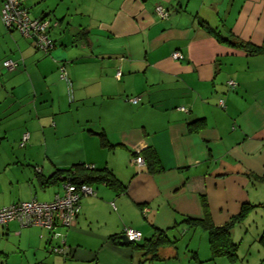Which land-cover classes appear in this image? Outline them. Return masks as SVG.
Wrapping results in <instances>:
<instances>
[{
	"label": "crops",
	"instance_id": "crops-1",
	"mask_svg": "<svg viewBox=\"0 0 264 264\" xmlns=\"http://www.w3.org/2000/svg\"><path fill=\"white\" fill-rule=\"evenodd\" d=\"M21 2L31 17L51 20L54 46L40 51L33 38L0 20V206L45 197L54 185L52 199L66 180L54 177L55 170L80 162L108 167L126 190L89 184L96 195L80 200L66 230L67 257L49 252L40 226L14 220L0 226V264H49L47 252L52 264H76L72 259L84 258L83 250L121 246L108 236L126 226L150 236L155 228L166 233L186 217H201L202 199L217 225L242 203L263 204L234 226L232 238L257 215L247 241L258 245L252 264H264V53L238 44H263L264 0ZM157 5L168 11L166 18ZM174 50L183 58L174 59ZM7 59L14 69L5 66ZM60 63L72 81V100ZM126 96L140 100L133 104ZM100 131L113 146L100 144ZM147 146L161 171L135 163L133 151Z\"/></svg>",
	"mask_w": 264,
	"mask_h": 264
},
{
	"label": "trees",
	"instance_id": "trees-1",
	"mask_svg": "<svg viewBox=\"0 0 264 264\" xmlns=\"http://www.w3.org/2000/svg\"><path fill=\"white\" fill-rule=\"evenodd\" d=\"M21 5H22V2H21ZM0 6H1V4H0ZM32 18H35V17H32ZM39 18H47V17H39ZM53 24L56 25L57 21H55ZM50 27H51V20H50V26L48 29L49 35H50ZM8 28L14 29V28H10V27H8ZM50 37H51V35H50ZM29 38H31V37H29ZM227 39H229V38H227ZM52 40H53V38H52ZM238 44L240 46L245 47V49H247V51H249V52L264 53V42L261 45H256L250 41L239 40ZM34 45H35V42H34ZM53 46H54V40H53ZM35 47H36V45H35ZM38 50H40V49H38ZM40 51H42V50H40ZM48 52H49V50L45 53H48ZM7 60H10V59H7ZM13 63H14V67L10 68V69L15 68L16 64H15V62H13ZM61 65L64 66V68L66 70L64 63H60L58 66L59 76H60V66ZM118 69H120V68H117V70ZM117 70H116V72H117ZM116 72L114 75L115 78H116ZM66 74H67V70H66ZM121 76H122V71H121ZM121 76H120V78H121ZM60 78H61V76H60ZM67 78H69L68 74H67ZM120 78H116V79L119 80ZM61 79L63 81H65V83H66L68 97H70V95L68 93V86L70 84V88L72 91H71V98H69V99L72 100L73 99V86H72L71 79L69 78V81H67V82L65 79H63V78H61ZM230 80H232V79H230ZM228 81H227V84H228ZM228 86L231 88H234L236 86V84L233 87L230 86L229 84H228ZM139 100H140V98H139ZM139 100L136 103H138ZM127 102H129V101H127ZM136 103H133V104H136ZM201 121H202V118L198 119V120L195 119V120L189 121L188 126L190 129H194L195 127H198L200 125ZM25 133H28V132H25ZM96 133L99 136V142L102 146H106V147L113 146V144L110 143L109 140L107 139V137L105 136L104 132L100 131V132H96ZM23 134H22V136H23ZM28 135H29V133H28ZM22 136H21V139L19 142L21 147L25 146L26 142L28 141V139H27L22 143ZM28 138H29V136H28ZM138 153L142 156V158L144 160V164L147 165V169L150 172H159L162 170V166L160 165L157 153L151 146H147L143 149H140ZM138 153L136 151H133L132 155L135 156ZM33 168L35 171H40L38 169L36 170V168H39L38 166H33ZM65 173H66V175H64ZM56 174H57V176H56ZM59 175H60V177L61 176L66 177L65 179L72 181V183L90 184L93 182H97V183H104L105 185L109 186L110 188H112L118 192H124L126 190V185L123 182H121L112 173V171L108 167L97 168L94 165L92 167L91 163L80 162V163L72 164L68 168L56 169L54 172V177L55 176L58 177ZM95 195H96V191H95L94 195H90V196H95ZM52 199H50L49 201H51ZM30 200L40 201V200L35 199V198L28 199V200H18V201H14L8 205L0 206V208L6 207L9 205H18L22 202L30 201ZM41 202H45V201H41ZM202 203H203L205 210H204V214L201 217H186L182 221L178 222L177 224L183 223V224H186L187 226H191V227L201 225L204 228V230L207 232V239H208V245H209V249H210L211 258H214L217 256H225L231 261L236 260L238 258L239 243L232 238V229L234 228V226L236 224L242 222L244 220V218L247 217V215L250 213V211H252V209L254 207H257L259 205L263 206V204L262 203L261 204L260 203L254 204V203H249V202L242 203L239 213H237L234 216H232L231 218H229V220H227L223 224L217 225L212 221V219L210 217V214H209V211L207 208V200L202 199ZM79 212H80V208H79V211L77 212V214L75 215V217L69 223V225H64L59 220L56 219L53 226L50 228H44V227L40 226V227L44 228L45 230H47V232H48L46 245H47L50 253L60 255L61 257H67L68 256V254L70 253V248H69L67 241H66V230L73 224V222L77 218ZM13 220L19 222V224L21 226H36V225H23L17 219H12L10 221H13ZM10 221H8L6 223H0V226H6ZM127 228H133V227L126 226L123 229L122 233L110 234L108 236V238L110 239L111 242H113L116 245H129L135 249L143 250L144 254H148L149 252H151L152 253L151 258H153V259L158 258L157 251L161 246H163L166 243L173 242L169 239L168 235L165 233L164 230H161L158 228H155L156 231L150 236H143L142 231H140L136 228H133V229L139 231L141 233V236L137 240H127L125 238V230ZM124 240H127L128 242L124 244L123 243ZM259 243L264 247V233H262L259 236Z\"/></svg>",
	"mask_w": 264,
	"mask_h": 264
},
{
	"label": "built area",
	"instance_id": "built-area-1",
	"mask_svg": "<svg viewBox=\"0 0 264 264\" xmlns=\"http://www.w3.org/2000/svg\"><path fill=\"white\" fill-rule=\"evenodd\" d=\"M155 11L161 18H165L168 15V11L161 5H157ZM0 19L7 27L18 30L23 36L33 38L38 49L47 52L53 47V40L48 33L50 20L48 18H32L28 10L21 5L20 0H3L0 6ZM171 56L174 59L183 58L182 53L178 50H174ZM5 65L7 68L14 67V63L11 60H6ZM60 76L66 82L69 81L66 70L62 65L60 66ZM120 76L121 70L118 69L116 78H120ZM228 84L233 87L236 83L233 80H229ZM71 91L69 84V98H71ZM139 98V96H127L125 100L136 103ZM219 104L220 106H224L223 100H220ZM28 136V133L23 134L22 143L28 139ZM136 152L138 153L139 150ZM134 161L138 165L144 164V160L139 153L134 156ZM94 194L95 189L87 183H72L70 180H65L62 193H56L51 201L30 200L18 205L0 208V223L17 219L23 225L50 228L57 219L62 224L69 225L79 211L82 196ZM140 236L141 233L133 228L125 230V237L128 240H137Z\"/></svg>",
	"mask_w": 264,
	"mask_h": 264
},
{
	"label": "rangeland",
	"instance_id": "rangeland-1",
	"mask_svg": "<svg viewBox=\"0 0 264 264\" xmlns=\"http://www.w3.org/2000/svg\"><path fill=\"white\" fill-rule=\"evenodd\" d=\"M57 189V186L46 188L45 197H40V201H49L52 191ZM253 215V214H252ZM250 215V216H252ZM250 217L243 225L237 226L234 229V239L239 243L238 258L229 260L225 256H217L211 258L208 245L207 232L201 225L186 226L175 224L166 230L169 239L173 242L166 243L161 246L157 253L158 258L153 259L152 253L144 254L143 250L135 249L129 245H121L118 248L106 245L103 248H98L92 252L83 250L84 258L72 259L76 264H252L257 263L259 258L256 250L257 243H248L247 239L250 234L256 230V225ZM179 222V221H178ZM256 222V221H255ZM248 229V230H247ZM247 235L245 236V234ZM252 236V235H251ZM84 244L86 242L84 241ZM251 247L249 251L248 248ZM45 262L52 264L53 256L49 252L46 253ZM56 255V254H54ZM60 256V255H58ZM50 257V258H49ZM90 257H93L90 259ZM56 259V258H55ZM89 259V260H88ZM70 260V259H69ZM55 264H65L63 259H56Z\"/></svg>",
	"mask_w": 264,
	"mask_h": 264
},
{
	"label": "water",
	"instance_id": "water-1",
	"mask_svg": "<svg viewBox=\"0 0 264 264\" xmlns=\"http://www.w3.org/2000/svg\"><path fill=\"white\" fill-rule=\"evenodd\" d=\"M125 238H126V237H125ZM126 239H127V238H126ZM127 240H128V239H127ZM127 240H124L123 243H124V244L127 243V242H128Z\"/></svg>",
	"mask_w": 264,
	"mask_h": 264
}]
</instances>
